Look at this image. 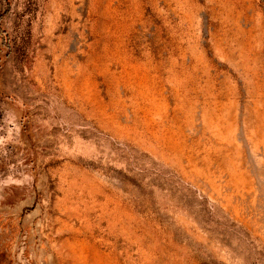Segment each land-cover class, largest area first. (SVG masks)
Segmentation results:
<instances>
[{"label": "rangeland", "instance_id": "obj_1", "mask_svg": "<svg viewBox=\"0 0 264 264\" xmlns=\"http://www.w3.org/2000/svg\"><path fill=\"white\" fill-rule=\"evenodd\" d=\"M0 264H264V0H0Z\"/></svg>", "mask_w": 264, "mask_h": 264}]
</instances>
